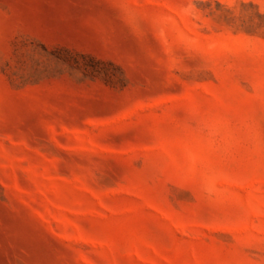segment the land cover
I'll use <instances>...</instances> for the list:
<instances>
[{
    "label": "rangeland",
    "instance_id": "obj_1",
    "mask_svg": "<svg viewBox=\"0 0 264 264\" xmlns=\"http://www.w3.org/2000/svg\"><path fill=\"white\" fill-rule=\"evenodd\" d=\"M0 264H264V0H0Z\"/></svg>",
    "mask_w": 264,
    "mask_h": 264
}]
</instances>
